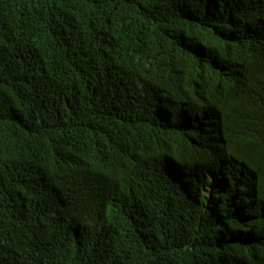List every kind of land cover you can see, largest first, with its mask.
<instances>
[{"label": "trees", "instance_id": "obj_1", "mask_svg": "<svg viewBox=\"0 0 264 264\" xmlns=\"http://www.w3.org/2000/svg\"><path fill=\"white\" fill-rule=\"evenodd\" d=\"M0 264H264V0H0Z\"/></svg>", "mask_w": 264, "mask_h": 264}, {"label": "rangeland", "instance_id": "obj_2", "mask_svg": "<svg viewBox=\"0 0 264 264\" xmlns=\"http://www.w3.org/2000/svg\"><path fill=\"white\" fill-rule=\"evenodd\" d=\"M213 201L210 200V203H212Z\"/></svg>", "mask_w": 264, "mask_h": 264}]
</instances>
